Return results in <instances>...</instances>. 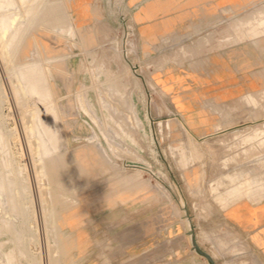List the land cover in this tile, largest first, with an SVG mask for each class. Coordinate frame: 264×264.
I'll return each instance as SVG.
<instances>
[{"label": "rangeland", "instance_id": "1", "mask_svg": "<svg viewBox=\"0 0 264 264\" xmlns=\"http://www.w3.org/2000/svg\"><path fill=\"white\" fill-rule=\"evenodd\" d=\"M3 4L15 20L0 30V264H208L191 234L228 260L236 238L219 211L264 196L263 179L237 178L264 168V130L252 131L264 127V81L184 115L152 58L182 71L202 53L141 52L125 0ZM247 11L262 14L237 27L264 33V3ZM247 50L239 63L264 71V44ZM31 65L43 95L15 78ZM43 111L65 143L49 156L31 131ZM212 127L239 131L203 138Z\"/></svg>", "mask_w": 264, "mask_h": 264}, {"label": "crops", "instance_id": "2", "mask_svg": "<svg viewBox=\"0 0 264 264\" xmlns=\"http://www.w3.org/2000/svg\"><path fill=\"white\" fill-rule=\"evenodd\" d=\"M125 2L132 9V22L141 52L151 54L168 51L183 44L185 51L202 53L198 63H189L182 71L172 67L171 56L167 55L161 63L152 58L151 66L156 67L154 72L158 74L154 82L163 87L168 95H172L175 108L184 115L196 114V104L200 102L205 101L212 107L231 103L240 99L249 84L264 81V71L254 72L248 69L250 65L247 63H239L240 52L248 51L250 46L264 44V33L237 27L240 19H254L262 14L247 9L257 3H264V0ZM214 112L209 111L211 114H215ZM212 128L215 133L203 138L239 131L232 128ZM191 129L195 131L206 127ZM260 130H264V127L252 129L254 132ZM250 173L248 176L238 173L237 178L245 176L264 180V168ZM188 178L196 179L199 176L190 175ZM219 214L236 238V243H233L236 250L221 264H264V196L260 197L258 193L252 198L242 195L221 209ZM209 251L211 255L213 251ZM220 255L218 252L215 257L211 255L214 264H218L216 259Z\"/></svg>", "mask_w": 264, "mask_h": 264}, {"label": "bare ground", "instance_id": "3", "mask_svg": "<svg viewBox=\"0 0 264 264\" xmlns=\"http://www.w3.org/2000/svg\"><path fill=\"white\" fill-rule=\"evenodd\" d=\"M4 2L5 0H0L1 11H4V8L7 6L3 4ZM14 20L15 16L7 17L6 14L0 15L1 35L6 33L8 29L11 28ZM15 78L20 83H26L29 94L39 96L44 94L42 85L43 79L40 76L39 70L35 65H31L26 70L16 73ZM44 112L45 111L41 112V114L35 115L36 122L33 123L31 131L34 134L38 145L42 148L43 154L49 156L58 151L59 148L63 145L64 141L60 139L57 128L51 125L49 115ZM2 191L3 188L0 187V195L2 194ZM216 253L215 251H213L211 255L215 257Z\"/></svg>", "mask_w": 264, "mask_h": 264}, {"label": "water", "instance_id": "4", "mask_svg": "<svg viewBox=\"0 0 264 264\" xmlns=\"http://www.w3.org/2000/svg\"><path fill=\"white\" fill-rule=\"evenodd\" d=\"M190 240H191L194 251L200 256L204 257L207 260L208 264H214V260L212 259V256L208 252L200 248L193 234L190 235Z\"/></svg>", "mask_w": 264, "mask_h": 264}]
</instances>
